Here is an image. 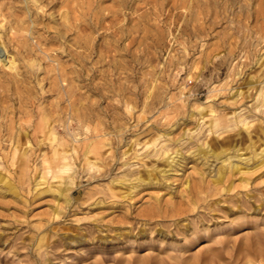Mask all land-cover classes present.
I'll use <instances>...</instances> for the list:
<instances>
[{
  "label": "rangeland",
  "instance_id": "rangeland-1",
  "mask_svg": "<svg viewBox=\"0 0 264 264\" xmlns=\"http://www.w3.org/2000/svg\"><path fill=\"white\" fill-rule=\"evenodd\" d=\"M125 1L0 0V264H264V0Z\"/></svg>",
  "mask_w": 264,
  "mask_h": 264
},
{
  "label": "bare ground",
  "instance_id": "bare-ground-1",
  "mask_svg": "<svg viewBox=\"0 0 264 264\" xmlns=\"http://www.w3.org/2000/svg\"><path fill=\"white\" fill-rule=\"evenodd\" d=\"M136 1V0H135ZM195 1V0H194ZM125 0H118V6H121L123 7L124 4H125ZM129 3V2H128ZM136 3V2H134ZM154 3V2H153ZM159 3V1L157 2ZM149 4V3H148ZM71 5V4H70ZM202 5V4H201ZM156 6V5H155ZM177 7V6H176ZM151 9V8H150ZM149 9V10H150ZM95 10V9H94ZM115 10V9H114ZM117 10V9H116ZM134 10V9H133ZM132 10V11H133ZM111 11V10H110ZM151 11V10H150ZM158 11V10H157ZM180 11V10H179ZM114 12V11H113ZM69 13V12H68ZM135 13V12H134ZM161 13V12H160ZM124 14V13H123ZM140 14V13H139ZM155 15V14H154ZM115 16V15H114ZM144 16V15H143ZM140 17V16H138ZM123 18V17H122ZM2 19V18H1ZM139 19V18H138ZM169 19V18H168ZM4 20V18H3ZM172 20V19H171ZM6 24V23H5ZM0 26L3 28L4 30V25H3V21L1 22L0 20ZM4 26V27H3ZM63 26V25H62ZM9 27V26H8ZM7 27V28H8ZM117 28V27H116ZM6 30V29H5ZM124 30V29H123ZM1 31V30H0ZM7 31V30H6ZM11 35V34H10ZM11 40V39H10ZM5 42V41H4ZM3 42V39H2V34L0 32V63L3 64L4 66H7L9 67V69L13 68V66H11V62L9 59V55L7 57V51H6V47H5V44ZM27 48V47H26ZM25 48V49H26ZM28 51V49H26ZM25 50V51H26ZM107 51V50H106ZM26 53V52H25ZM21 56V55H20ZM13 74V73H12ZM11 74V75H12ZM6 78V77H5ZM8 79V78H7ZM18 80L17 79V76L13 74V76L11 77V81L13 80ZM8 80V81H10ZM15 84V83H14ZM4 87V86H3ZM16 86H14L15 88ZM9 89V88H8ZM201 118V117H199ZM209 126L211 127L213 124H215L216 120L215 119H209ZM224 141V140H223ZM223 141H218L217 143H222ZM89 143V142H88ZM163 147V146H162ZM74 150H76L75 147H73ZM97 148L96 147H91V145L87 146L83 151H82V154L83 155H86L88 152H91V151H95ZM164 154L163 156V161L162 162H165L164 166L161 167V168H158L157 165H148L144 168V171L146 172L145 175L143 174H137L135 175V177L131 180H127V179H122L121 180H118V183L119 185H122L123 183L125 184V181H128V184H126L125 186L129 187V188H134V187H138L140 185H143V186H147V185H151V184H157L158 186H166V183H165V180L164 178L167 177V174L169 173L168 171L170 170H178V169H182V167L186 164L185 162V159L183 158L184 156H182V154H175V156H171L170 154H168L167 152V149L166 148H163V151ZM213 152V151H212ZM217 152V151H216ZM214 153V156L218 157L219 153L221 152H217V153ZM55 153V156L56 158H60V159H63V160H66L67 156L63 154V152H61V150L57 151L56 149V152ZM158 153V152H157ZM198 153V152H197ZM204 154V153H203ZM207 154V153H206ZM76 155V154H75ZM161 155V154H160ZM193 155V154H192ZM202 155V154H201ZM153 155H150V160H152V157ZM203 156V155H202ZM207 156V155H206ZM149 158V157H148ZM184 159V160H183ZM264 161V160H261V162ZM144 164V163H143ZM146 165V164H145ZM63 167V166H62ZM150 167V168H148ZM167 167V168H166ZM227 171H231V172H242L241 171V167L238 165V164H235L231 161H228L227 164L225 165H221L219 166L217 169H216V172L214 174V177L212 178L211 182L212 183H218L219 182H223L224 181V178H225V173ZM132 174V173H131ZM130 175V174H129ZM126 176V175H125ZM134 176V175H133ZM1 177V176H0ZM127 177H129L127 175ZM2 178V177H1ZM203 179H204V176L203 174L201 173V177L199 180H197L195 183H193L192 187L190 188V183L189 181L186 179L184 181V186H185V189H189V191H191L192 188H196L197 192H201L202 191V188H203ZM62 182V181H61ZM63 183V182H62ZM224 183V182H223ZM229 185H231L230 183L225 187L224 186V190L227 191L230 187ZM67 188H69V184L66 186V188L64 187H58L56 190L57 192L61 195V194H64L63 190H67ZM66 196V195H64ZM196 199V198H195ZM194 199V201H195ZM155 201L156 203L155 204H152L150 206H147L146 208L142 209L139 214L140 215H145V216H152L154 214H160V212H164L166 214H172V215H177L181 212V209L179 207H160V205H158L160 203V200H159V197L158 196H155ZM237 207H240L239 205ZM44 237V235L42 236ZM42 237H40L38 240H40ZM247 238V237H246ZM74 240V239H73ZM71 241V240H70ZM225 242V241H224ZM195 243L194 240L192 239H187L186 243L184 244V249L181 250L183 254H185L187 252L188 249L191 248V245H193ZM221 244V243H220ZM252 245V242H249V240H245L244 242H242V244L238 247V251L239 252H243L244 250H246L245 253H249V247ZM235 247V246H234ZM218 249H221V248H218V247H209L207 249V251L203 254L201 252L199 253H195L191 258H194L192 261H194L193 264H198L200 262V258H221L222 256L219 255V250ZM177 257L179 258H185L184 256H180V255H176ZM176 257V258H177ZM130 258H133V257H130ZM140 258H159V257H156V256H142ZM160 258H163V257H160ZM167 258H175L173 255H167ZM223 258V257H222ZM228 258V256L226 257ZM249 258V257H248ZM145 261V260H144ZM202 261V260H201ZM145 263H148L147 261ZM141 264H144V262H142ZM203 264H213V261H211L210 259H207V260H204Z\"/></svg>",
  "mask_w": 264,
  "mask_h": 264
}]
</instances>
